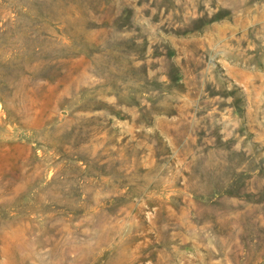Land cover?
<instances>
[{"label": "rangeland", "instance_id": "rangeland-1", "mask_svg": "<svg viewBox=\"0 0 264 264\" xmlns=\"http://www.w3.org/2000/svg\"><path fill=\"white\" fill-rule=\"evenodd\" d=\"M0 264H264V0H0Z\"/></svg>", "mask_w": 264, "mask_h": 264}]
</instances>
